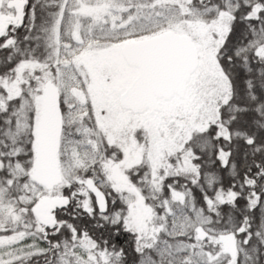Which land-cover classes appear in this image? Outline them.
<instances>
[{"label":"snow or ice","instance_id":"1","mask_svg":"<svg viewBox=\"0 0 264 264\" xmlns=\"http://www.w3.org/2000/svg\"><path fill=\"white\" fill-rule=\"evenodd\" d=\"M0 264H264V0H0Z\"/></svg>","mask_w":264,"mask_h":264}]
</instances>
